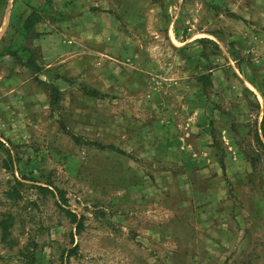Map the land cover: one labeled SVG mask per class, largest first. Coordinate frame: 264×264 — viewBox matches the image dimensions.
<instances>
[{
    "label": "rangeland",
    "instance_id": "1",
    "mask_svg": "<svg viewBox=\"0 0 264 264\" xmlns=\"http://www.w3.org/2000/svg\"><path fill=\"white\" fill-rule=\"evenodd\" d=\"M263 121L264 0H0V264H264Z\"/></svg>",
    "mask_w": 264,
    "mask_h": 264
},
{
    "label": "trees",
    "instance_id": "2",
    "mask_svg": "<svg viewBox=\"0 0 264 264\" xmlns=\"http://www.w3.org/2000/svg\"><path fill=\"white\" fill-rule=\"evenodd\" d=\"M37 14H35V12H33V13H31L29 16H28V18H27V20H26V26L27 27H30V26H33L35 23H37L39 20H38V17L36 16ZM30 63V67L34 70V71H36V72H38L39 71V66L37 65V64H35V63H31V61L29 62ZM262 133H263V136H264V121H263V124H262Z\"/></svg>",
    "mask_w": 264,
    "mask_h": 264
}]
</instances>
